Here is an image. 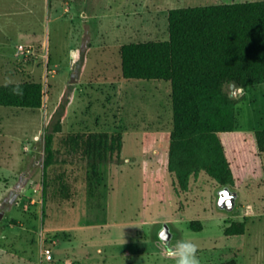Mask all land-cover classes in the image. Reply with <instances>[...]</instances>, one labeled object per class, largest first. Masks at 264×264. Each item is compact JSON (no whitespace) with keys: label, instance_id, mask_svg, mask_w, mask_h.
<instances>
[{"label":"rangeland","instance_id":"1","mask_svg":"<svg viewBox=\"0 0 264 264\" xmlns=\"http://www.w3.org/2000/svg\"><path fill=\"white\" fill-rule=\"evenodd\" d=\"M251 1L264 0H0V85L34 81L45 92L41 109L0 106V264H176L158 239L164 224L173 244H196L199 264H264V175L236 190L231 213L217 208L223 186L206 173L177 191L167 169L171 84L125 80L121 68L124 44L169 38L170 9ZM225 92L238 102L239 131L264 130V83ZM58 117L55 147L70 162L49 170L43 203L44 134ZM79 132L123 134L121 160L103 164L99 179L65 153ZM233 222L245 234L226 236ZM89 225L111 228L92 245L62 230Z\"/></svg>","mask_w":264,"mask_h":264},{"label":"trees","instance_id":"2","mask_svg":"<svg viewBox=\"0 0 264 264\" xmlns=\"http://www.w3.org/2000/svg\"><path fill=\"white\" fill-rule=\"evenodd\" d=\"M169 38L124 44L125 80H156L171 84L173 129L167 169L179 192L189 190L193 176L206 173L234 190L264 175V130L242 132L236 127L237 100L226 86L248 89L264 83V1L182 7L168 11ZM19 88L17 93L14 89ZM44 87L25 81L0 85V106L41 109ZM61 117L44 134L43 203L49 170L59 162L56 136ZM65 153L86 162L93 178L103 164L121 160V132H79L64 140ZM191 228L202 230L200 221ZM245 222H233L226 236L243 235ZM224 264H237L235 260Z\"/></svg>","mask_w":264,"mask_h":264},{"label":"water","instance_id":"3","mask_svg":"<svg viewBox=\"0 0 264 264\" xmlns=\"http://www.w3.org/2000/svg\"><path fill=\"white\" fill-rule=\"evenodd\" d=\"M234 88V85H232ZM238 192L229 186H224L217 194V208L223 212H233L236 208ZM2 218V217H0ZM158 239L170 254H175L174 234L168 224H164L158 232Z\"/></svg>","mask_w":264,"mask_h":264},{"label":"clouds","instance_id":"4","mask_svg":"<svg viewBox=\"0 0 264 264\" xmlns=\"http://www.w3.org/2000/svg\"><path fill=\"white\" fill-rule=\"evenodd\" d=\"M17 93L21 90L19 88L14 89ZM239 91V89H237ZM235 95V92L233 93ZM175 254L177 256L176 264H199L198 257L196 255L197 246L191 240H181L175 246Z\"/></svg>","mask_w":264,"mask_h":264},{"label":"crops","instance_id":"5","mask_svg":"<svg viewBox=\"0 0 264 264\" xmlns=\"http://www.w3.org/2000/svg\"><path fill=\"white\" fill-rule=\"evenodd\" d=\"M133 226H134L133 223L113 225V227H116V228H122V227L128 228V227H133ZM109 227L111 228V226H106V230L105 231H107V229ZM62 230L79 231L82 234L81 235V239H83V242L84 241L85 242H89V245H92L91 243H94V241H97L98 239H101L103 237V235L105 234L104 233L105 231H104L103 227H99V226H95V225H89V226H85V227H78L77 230L73 229V228H64ZM93 234H95V235H93Z\"/></svg>","mask_w":264,"mask_h":264},{"label":"built area","instance_id":"6","mask_svg":"<svg viewBox=\"0 0 264 264\" xmlns=\"http://www.w3.org/2000/svg\"><path fill=\"white\" fill-rule=\"evenodd\" d=\"M20 49H21L22 51H24L25 46H24V45H21V46H20ZM44 254H45V256H46V258H47L48 260H52L53 255L51 254V251H50L49 249L45 250Z\"/></svg>","mask_w":264,"mask_h":264}]
</instances>
